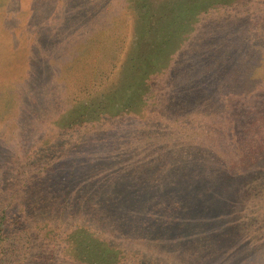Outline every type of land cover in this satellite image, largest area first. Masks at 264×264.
Returning a JSON list of instances; mask_svg holds the SVG:
<instances>
[{
	"label": "rangeland",
	"instance_id": "374dc122",
	"mask_svg": "<svg viewBox=\"0 0 264 264\" xmlns=\"http://www.w3.org/2000/svg\"><path fill=\"white\" fill-rule=\"evenodd\" d=\"M0 211L56 264L75 217L129 264H264V0H0Z\"/></svg>",
	"mask_w": 264,
	"mask_h": 264
},
{
	"label": "trees",
	"instance_id": "16d2710c",
	"mask_svg": "<svg viewBox=\"0 0 264 264\" xmlns=\"http://www.w3.org/2000/svg\"><path fill=\"white\" fill-rule=\"evenodd\" d=\"M203 5L199 4L200 7ZM20 214L28 218L22 206ZM24 217L11 218L5 211H0V264H56L57 251L44 250L34 244L35 234L25 225ZM69 221L70 226L65 227L68 240L64 244L66 256L63 264H129L120 251L111 255L100 251L102 242L94 238L90 223L83 217Z\"/></svg>",
	"mask_w": 264,
	"mask_h": 264
}]
</instances>
